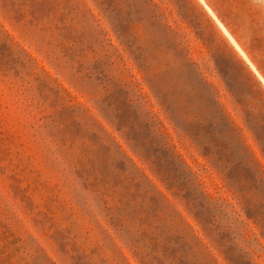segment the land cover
I'll list each match as a JSON object with an SVG mask.
<instances>
[{
  "label": "rangeland",
  "instance_id": "1",
  "mask_svg": "<svg viewBox=\"0 0 264 264\" xmlns=\"http://www.w3.org/2000/svg\"><path fill=\"white\" fill-rule=\"evenodd\" d=\"M0 264H264V0H0Z\"/></svg>",
  "mask_w": 264,
  "mask_h": 264
}]
</instances>
